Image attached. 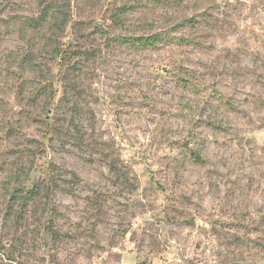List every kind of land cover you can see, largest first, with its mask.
Here are the masks:
<instances>
[{
	"label": "rangeland",
	"instance_id": "1",
	"mask_svg": "<svg viewBox=\"0 0 264 264\" xmlns=\"http://www.w3.org/2000/svg\"><path fill=\"white\" fill-rule=\"evenodd\" d=\"M0 264H264V0H0Z\"/></svg>",
	"mask_w": 264,
	"mask_h": 264
},
{
	"label": "trees",
	"instance_id": "2",
	"mask_svg": "<svg viewBox=\"0 0 264 264\" xmlns=\"http://www.w3.org/2000/svg\"><path fill=\"white\" fill-rule=\"evenodd\" d=\"M47 11L45 10L43 16L41 17V22H45L46 19L48 18V14L51 11L48 8H46ZM36 21L34 19H31V27L33 29H36ZM166 38L165 34H154V35H149V36H140V37H121L120 43L123 45H131V44H139L141 47L146 48V49H153L156 48L157 46L162 43V41ZM52 89V86H51ZM52 126V116L48 115L45 121V130L47 131V134L50 132ZM25 179H22V177L16 175L13 176L10 180H8L7 183L3 185V189L8 195V209L13 210L14 205L19 202L20 204H23L24 201H26L29 196L32 194L33 187L31 186V189L28 188V191L24 193L25 191V185H24Z\"/></svg>",
	"mask_w": 264,
	"mask_h": 264
}]
</instances>
